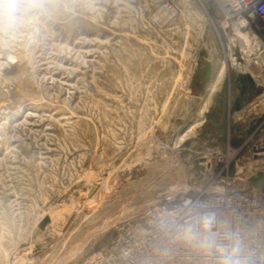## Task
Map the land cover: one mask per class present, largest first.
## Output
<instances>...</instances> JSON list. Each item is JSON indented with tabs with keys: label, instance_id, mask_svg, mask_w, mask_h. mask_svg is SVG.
Instances as JSON below:
<instances>
[{
	"label": "rangeland",
	"instance_id": "1",
	"mask_svg": "<svg viewBox=\"0 0 264 264\" xmlns=\"http://www.w3.org/2000/svg\"><path fill=\"white\" fill-rule=\"evenodd\" d=\"M220 15L218 0H49L0 35V264H118L155 207L198 198L193 181L263 184L264 52Z\"/></svg>",
	"mask_w": 264,
	"mask_h": 264
},
{
	"label": "built area",
	"instance_id": "2",
	"mask_svg": "<svg viewBox=\"0 0 264 264\" xmlns=\"http://www.w3.org/2000/svg\"><path fill=\"white\" fill-rule=\"evenodd\" d=\"M218 3L224 28L235 36L239 32L251 42L248 50L264 52V0ZM263 146L264 143L261 155ZM254 156L255 160L261 158L256 153ZM210 176L206 185L192 182L189 190L197 193V199L184 197L176 205L175 198H168L163 206L155 207L152 229L142 242L143 249L138 242L131 254L125 255L129 257L125 261L121 258L118 264H217L219 253L205 252L185 238L187 226L203 215L215 217L212 230L219 234L222 244L238 240L252 254V264H264V181L259 187L251 186L255 173Z\"/></svg>",
	"mask_w": 264,
	"mask_h": 264
},
{
	"label": "clouds",
	"instance_id": "3",
	"mask_svg": "<svg viewBox=\"0 0 264 264\" xmlns=\"http://www.w3.org/2000/svg\"><path fill=\"white\" fill-rule=\"evenodd\" d=\"M48 5L49 0H0V35L22 31L30 21L35 22L45 13ZM215 223L212 215L197 217L184 230L185 238L205 252L219 253L217 264H252V254L238 240L231 245L220 242L219 234L212 230Z\"/></svg>",
	"mask_w": 264,
	"mask_h": 264
},
{
	"label": "water",
	"instance_id": "4",
	"mask_svg": "<svg viewBox=\"0 0 264 264\" xmlns=\"http://www.w3.org/2000/svg\"><path fill=\"white\" fill-rule=\"evenodd\" d=\"M261 145H258L257 148H255V153H256V157L259 158V157H262L264 155H261ZM49 223V219L46 220V222L43 224V229L47 226V224Z\"/></svg>",
	"mask_w": 264,
	"mask_h": 264
},
{
	"label": "bare ground",
	"instance_id": "5",
	"mask_svg": "<svg viewBox=\"0 0 264 264\" xmlns=\"http://www.w3.org/2000/svg\"><path fill=\"white\" fill-rule=\"evenodd\" d=\"M242 58V57H241ZM241 61V60H240Z\"/></svg>",
	"mask_w": 264,
	"mask_h": 264
}]
</instances>
